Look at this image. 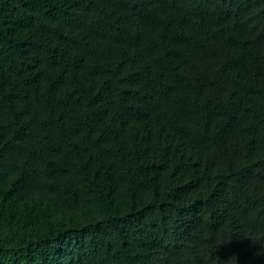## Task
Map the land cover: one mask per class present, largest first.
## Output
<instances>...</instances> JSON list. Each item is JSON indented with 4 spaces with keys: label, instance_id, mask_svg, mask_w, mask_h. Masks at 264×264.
I'll return each mask as SVG.
<instances>
[{
    "label": "trees",
    "instance_id": "16d2710c",
    "mask_svg": "<svg viewBox=\"0 0 264 264\" xmlns=\"http://www.w3.org/2000/svg\"><path fill=\"white\" fill-rule=\"evenodd\" d=\"M0 264H264V0H0Z\"/></svg>",
    "mask_w": 264,
    "mask_h": 264
}]
</instances>
